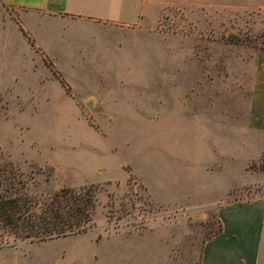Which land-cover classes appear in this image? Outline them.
I'll list each match as a JSON object with an SVG mask.
<instances>
[{"label":"rangeland","instance_id":"rangeland-1","mask_svg":"<svg viewBox=\"0 0 264 264\" xmlns=\"http://www.w3.org/2000/svg\"><path fill=\"white\" fill-rule=\"evenodd\" d=\"M19 13L0 0V167L11 162L33 196L90 184L99 191L87 233L10 238L0 264H160L164 256L200 264L220 226L213 205L264 197V181L242 186L264 176V144L247 125L264 10L169 6L137 25L26 24L46 55L31 47ZM193 113L202 120L183 118ZM183 146L198 155L228 150L208 167L234 162L208 192L159 204L147 186L167 200L178 184L200 185L167 163Z\"/></svg>","mask_w":264,"mask_h":264},{"label":"crops","instance_id":"crops-1","mask_svg":"<svg viewBox=\"0 0 264 264\" xmlns=\"http://www.w3.org/2000/svg\"><path fill=\"white\" fill-rule=\"evenodd\" d=\"M2 2L20 10V24L34 40V45L28 40L31 47L34 51H40L44 55L46 53L41 43L33 38L26 24L33 25L37 30H41L46 23H56L62 27L68 18L77 17L128 26L137 25L157 20L161 15V11L169 6L264 10V0H2ZM61 34L63 35L62 32ZM253 68L254 74L247 125L254 134L259 136L260 142L264 144V48H260L256 53ZM202 116L197 113L184 117L182 115L184 119L189 120V123L202 120ZM192 126H195V124ZM229 150L236 152V154L239 153L234 148ZM227 151L219 153L218 148L209 147L198 155V151L194 148L184 146L175 148L171 152L172 156L167 159V163L172 165L174 170L179 173H191L195 178L196 175L199 176L196 179L199 180L200 185L198 184L197 188L180 186L177 181L178 186L174 187L175 197L167 200H160L155 197L152 190L147 186L152 199L159 204L176 205L184 203L185 200H191L198 188L204 190L203 192H208L217 171L223 170L226 165L229 166L234 162V159H231L230 164L226 162L224 165H220L218 169L208 167L212 162L219 161L220 158H226ZM197 166L200 169L198 174L196 171ZM246 172L248 171L246 170ZM253 173L261 174L259 172ZM263 177L242 186L264 181ZM174 184L176 185L175 182ZM229 192L230 190L227 196ZM224 200L221 199L213 205V207H216V215L222 229L204 242L200 264H264V197L238 201ZM170 261L169 257L164 256L159 263L171 264Z\"/></svg>","mask_w":264,"mask_h":264},{"label":"trees","instance_id":"trees-1","mask_svg":"<svg viewBox=\"0 0 264 264\" xmlns=\"http://www.w3.org/2000/svg\"><path fill=\"white\" fill-rule=\"evenodd\" d=\"M98 191L97 185L90 184L79 189L64 187L46 196L29 195L22 174L6 162L0 167V246L9 244L10 238L14 245L87 233ZM221 229L220 225L216 233Z\"/></svg>","mask_w":264,"mask_h":264}]
</instances>
